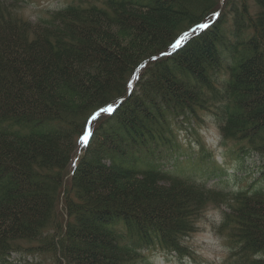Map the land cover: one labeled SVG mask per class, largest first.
I'll list each match as a JSON object with an SVG mask.
<instances>
[{"label":"trees","instance_id":"16d2710c","mask_svg":"<svg viewBox=\"0 0 264 264\" xmlns=\"http://www.w3.org/2000/svg\"><path fill=\"white\" fill-rule=\"evenodd\" d=\"M20 7L0 0V264L189 257L210 204L222 264H264V189L224 193L155 163L199 111L264 156V0H74L36 22Z\"/></svg>","mask_w":264,"mask_h":264},{"label":"rangeland","instance_id":"374dc122","mask_svg":"<svg viewBox=\"0 0 264 264\" xmlns=\"http://www.w3.org/2000/svg\"><path fill=\"white\" fill-rule=\"evenodd\" d=\"M73 1L21 0L20 12L25 19L36 22L38 18ZM197 115L198 118L189 121L178 120L173 127V146L156 149V165L171 174L195 180L224 193L264 189V156L242 143L222 139L211 112L199 111ZM87 132L85 138L80 139L79 148L86 144ZM222 210V206L210 204L198 218L197 230L183 241L191 253L189 257L175 256L157 248L150 249L144 256L153 264H222L229 251L218 231ZM10 261L18 264H55L46 253L31 254L26 251L12 253Z\"/></svg>","mask_w":264,"mask_h":264},{"label":"snow or ice","instance_id":"6c2138e0","mask_svg":"<svg viewBox=\"0 0 264 264\" xmlns=\"http://www.w3.org/2000/svg\"><path fill=\"white\" fill-rule=\"evenodd\" d=\"M200 27H207V25H200ZM178 46V45H176ZM102 112H108L109 114L113 111V109L111 107L107 108V109H101ZM96 117L93 116V119H95Z\"/></svg>","mask_w":264,"mask_h":264}]
</instances>
